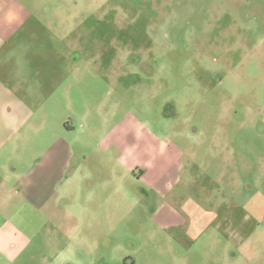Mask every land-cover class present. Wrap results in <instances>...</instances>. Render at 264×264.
Listing matches in <instances>:
<instances>
[{"label": "rangeland", "instance_id": "rangeland-1", "mask_svg": "<svg viewBox=\"0 0 264 264\" xmlns=\"http://www.w3.org/2000/svg\"><path fill=\"white\" fill-rule=\"evenodd\" d=\"M38 7L28 50L47 64L24 135L75 151L68 193L37 218L42 242L59 241L65 264H264V0ZM168 167L179 180L159 192ZM167 204L186 224L157 223ZM237 206L250 237L211 223Z\"/></svg>", "mask_w": 264, "mask_h": 264}, {"label": "crops", "instance_id": "crops-1", "mask_svg": "<svg viewBox=\"0 0 264 264\" xmlns=\"http://www.w3.org/2000/svg\"><path fill=\"white\" fill-rule=\"evenodd\" d=\"M41 1L0 0V264H63V260L65 264V248L45 234L44 244L38 233L40 227L36 226L37 218L48 219L49 212L57 209L59 199L68 193L75 151L65 138L52 143L41 139L40 149L31 148L24 135L36 114L30 98L41 92L35 87V78L44 74L47 64L46 57L38 59L28 50L33 44L32 25L39 22L38 15L42 12L38 7ZM46 109L43 106L41 111L45 118ZM167 149L174 155L182 154L174 146ZM156 155L162 158L163 151ZM178 180V170L168 167L162 170L156 188L165 193ZM191 205L184 207L186 214L196 218L208 216L197 205ZM230 217L235 224L234 233L243 237L253 235L250 226L245 227L253 223L252 216L241 206L235 207L231 214H214L210 222L219 228ZM156 220L164 228L186 224L185 218L170 204L157 212ZM195 223L198 222L193 220Z\"/></svg>", "mask_w": 264, "mask_h": 264}, {"label": "flooded vegetation", "instance_id": "flooded-vegetation-1", "mask_svg": "<svg viewBox=\"0 0 264 264\" xmlns=\"http://www.w3.org/2000/svg\"><path fill=\"white\" fill-rule=\"evenodd\" d=\"M99 264H101V262H99Z\"/></svg>", "mask_w": 264, "mask_h": 264}]
</instances>
